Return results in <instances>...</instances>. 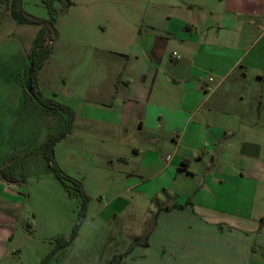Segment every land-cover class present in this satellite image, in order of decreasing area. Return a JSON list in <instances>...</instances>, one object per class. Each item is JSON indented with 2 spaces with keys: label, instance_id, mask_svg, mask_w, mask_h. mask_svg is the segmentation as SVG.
I'll return each mask as SVG.
<instances>
[{
  "label": "crops",
  "instance_id": "1",
  "mask_svg": "<svg viewBox=\"0 0 264 264\" xmlns=\"http://www.w3.org/2000/svg\"><path fill=\"white\" fill-rule=\"evenodd\" d=\"M143 23L85 107L127 175L162 177L150 234L120 264H264V0H156ZM21 192L0 172V264H23Z\"/></svg>",
  "mask_w": 264,
  "mask_h": 264
},
{
  "label": "rangeland",
  "instance_id": "2",
  "mask_svg": "<svg viewBox=\"0 0 264 264\" xmlns=\"http://www.w3.org/2000/svg\"><path fill=\"white\" fill-rule=\"evenodd\" d=\"M155 1L20 0L25 15L43 20L52 6V28L20 23L17 0H0V172L21 182L26 212L12 247L23 264H120L140 254L154 222L148 197L162 177L144 183L127 175L105 126L86 120L85 107L107 99L124 62L113 52L126 48ZM49 146L82 190L57 178ZM74 235L55 251L57 237Z\"/></svg>",
  "mask_w": 264,
  "mask_h": 264
},
{
  "label": "trees",
  "instance_id": "3",
  "mask_svg": "<svg viewBox=\"0 0 264 264\" xmlns=\"http://www.w3.org/2000/svg\"><path fill=\"white\" fill-rule=\"evenodd\" d=\"M49 6V11L51 13V18L48 20H43V19H38L35 18L33 16L30 15H25L24 12L21 9V3L20 0H17L15 9L13 10V15L14 17L20 22V23H24V24H32V25H39V26H51L53 28L54 26V22H55V18H54V10L52 8V6ZM43 39H42V35L40 34L37 38H36V44L38 46H41L43 43ZM50 52H48L47 57L49 56ZM41 67V64L37 65V67L34 68L33 71V78H32V84L34 86V84H37V78H36V73L38 68ZM32 90L34 91V87H32ZM35 93V92H34ZM36 94V93H35ZM37 95V94H36ZM50 103L52 101H49ZM53 103V102H52ZM59 106V105H58ZM58 108H62L61 106H59ZM66 108V107H65ZM71 111V109H69ZM47 159L50 163L51 168L53 169V171L55 172L57 178L63 183V185L68 188L69 182L74 183L76 185V187H78L79 189L82 190V183L70 176H68L62 169H60V167L54 162V157H53V149L51 146L48 147V151H47ZM12 180V179H10ZM157 209L158 211L161 210H166V209H170V208H176V207H164L163 205H160L159 203H156ZM74 236H72L71 238L65 239L64 237H57L55 240L57 242V248L55 249V251L59 250V249H65L68 246H70L74 240ZM55 251L52 253L54 254ZM51 255V254H50ZM49 255V256H50Z\"/></svg>",
  "mask_w": 264,
  "mask_h": 264
},
{
  "label": "built area",
  "instance_id": "4",
  "mask_svg": "<svg viewBox=\"0 0 264 264\" xmlns=\"http://www.w3.org/2000/svg\"><path fill=\"white\" fill-rule=\"evenodd\" d=\"M176 56V55H175Z\"/></svg>",
  "mask_w": 264,
  "mask_h": 264
}]
</instances>
